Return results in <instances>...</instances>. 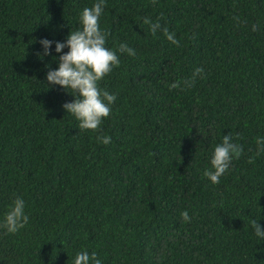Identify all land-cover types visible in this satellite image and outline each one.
Instances as JSON below:
<instances>
[{
  "label": "trees",
  "instance_id": "trees-1",
  "mask_svg": "<svg viewBox=\"0 0 264 264\" xmlns=\"http://www.w3.org/2000/svg\"><path fill=\"white\" fill-rule=\"evenodd\" d=\"M95 2L0 0V223L17 197L29 217L0 227V264H74L82 251L102 264H264L251 225L264 229V0H106L99 24L120 65L98 87L117 99L92 131L47 73ZM229 133L243 153L213 184L203 172Z\"/></svg>",
  "mask_w": 264,
  "mask_h": 264
},
{
  "label": "clouds",
  "instance_id": "clouds-1",
  "mask_svg": "<svg viewBox=\"0 0 264 264\" xmlns=\"http://www.w3.org/2000/svg\"><path fill=\"white\" fill-rule=\"evenodd\" d=\"M155 2L156 0H153V3ZM105 3L106 0H96L92 7H85L80 14L82 28L71 31L65 42H55L56 52H62L65 47H68L69 51L59 57V67L49 70L47 73V81L50 82V85L58 84L68 91L71 89V93L76 94L74 101L66 102L63 107L77 118L78 127L82 130H99L102 118L109 116L111 105L117 99L115 93H109L98 87V82L114 67L120 65V59L116 52L105 46L109 33L102 30L99 24ZM144 23L150 26L153 35L158 30H162L168 41L179 46L180 41L175 37V34L169 32L166 27L162 28L159 21L152 23L149 18H145ZM253 30H256L255 25ZM40 43L44 47V53H38V55L50 54L53 41L45 38ZM118 51L126 52L130 56L136 55L135 49L129 47L126 42L119 44ZM203 72L202 67L195 68L192 78L183 81V86L191 87L195 78L202 76ZM181 83V81H176L169 87L179 88ZM97 140L107 145L110 143L111 137L98 135ZM256 143V155H259L264 152V138H257ZM242 153L243 147L233 142L232 135L230 133L224 135L222 143L215 146L210 161L211 168L205 169L203 175L208 177L213 184L219 183L220 177L229 169L232 160L239 158ZM254 159L255 157H250L249 163L254 162ZM180 215L184 222H189L191 219L187 210L181 212ZM28 220L29 217L25 214V201L22 197H17L10 210L5 214L0 227L5 228L8 233H16L26 226ZM251 225L255 235L264 238V229L257 223V220L253 219ZM74 264H102V262L97 258L95 252L89 255L87 251H82L77 253Z\"/></svg>",
  "mask_w": 264,
  "mask_h": 264
}]
</instances>
